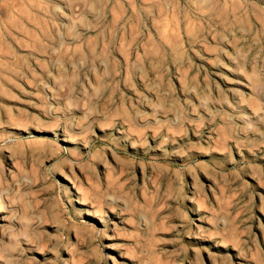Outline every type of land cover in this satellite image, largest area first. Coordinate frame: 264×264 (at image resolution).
<instances>
[{
    "label": "rangeland",
    "instance_id": "374dc122",
    "mask_svg": "<svg viewBox=\"0 0 264 264\" xmlns=\"http://www.w3.org/2000/svg\"><path fill=\"white\" fill-rule=\"evenodd\" d=\"M0 264H264V0H0Z\"/></svg>",
    "mask_w": 264,
    "mask_h": 264
}]
</instances>
